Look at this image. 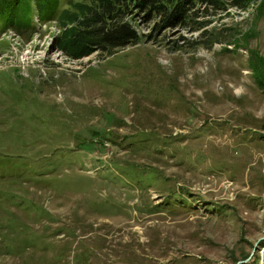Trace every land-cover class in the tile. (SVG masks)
<instances>
[{
  "label": "rangeland",
  "instance_id": "1",
  "mask_svg": "<svg viewBox=\"0 0 264 264\" xmlns=\"http://www.w3.org/2000/svg\"><path fill=\"white\" fill-rule=\"evenodd\" d=\"M235 2L211 50L0 36V264H264V0Z\"/></svg>",
  "mask_w": 264,
  "mask_h": 264
},
{
  "label": "trees",
  "instance_id": "2",
  "mask_svg": "<svg viewBox=\"0 0 264 264\" xmlns=\"http://www.w3.org/2000/svg\"><path fill=\"white\" fill-rule=\"evenodd\" d=\"M226 1L229 0H92L88 6H75L73 12V0H0V36L12 32L22 37L36 29L38 17L42 24L57 23L63 28L72 25L59 41L67 36L75 46L83 43L91 53L105 57L137 46L143 39L157 44L162 38L173 52L211 50L224 41L217 30H209L211 22L206 19L209 10L225 11ZM235 1L231 7L249 9L242 5L244 0ZM140 17L144 23H154L150 34L137 31L135 22ZM178 29L192 38L171 40L167 34ZM195 34L199 35L193 38Z\"/></svg>",
  "mask_w": 264,
  "mask_h": 264
}]
</instances>
